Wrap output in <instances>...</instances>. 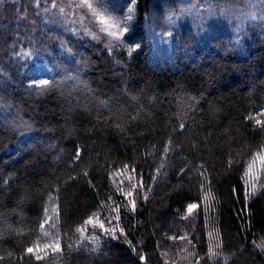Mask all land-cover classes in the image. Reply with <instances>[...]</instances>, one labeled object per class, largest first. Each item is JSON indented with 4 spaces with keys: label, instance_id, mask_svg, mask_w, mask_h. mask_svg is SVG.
Listing matches in <instances>:
<instances>
[{
    "label": "trees",
    "instance_id": "16d2710c",
    "mask_svg": "<svg viewBox=\"0 0 264 264\" xmlns=\"http://www.w3.org/2000/svg\"><path fill=\"white\" fill-rule=\"evenodd\" d=\"M181 1L209 5L204 35L183 26L171 59L154 63L146 17L177 11ZM103 5L119 17L133 9L130 35L113 52L44 31L30 0H0V264H264V163L248 169L264 146V130L248 119H264V0ZM35 43L54 54L63 45L77 78L56 75L37 94L10 56ZM17 123L40 135L18 156L9 152L21 139ZM129 174L143 182L134 210L117 191L131 190ZM191 204L198 207L189 213ZM53 214L62 251L36 261L25 249ZM93 214L123 233L88 226L84 237L100 244L82 238L76 229Z\"/></svg>",
    "mask_w": 264,
    "mask_h": 264
},
{
    "label": "rangeland",
    "instance_id": "374dc122",
    "mask_svg": "<svg viewBox=\"0 0 264 264\" xmlns=\"http://www.w3.org/2000/svg\"><path fill=\"white\" fill-rule=\"evenodd\" d=\"M12 1L19 3L23 0ZM30 1L35 4L41 15L42 22L44 23V31H55L61 36H68L66 39H70L71 37H75V40L81 38L87 41V39H90L94 44H102L103 48L107 50L111 48V52H113L115 45L118 44L117 42L125 39L126 35H130L129 33L132 30L130 28L133 20L129 23L128 32L121 36L120 41H115L106 33L100 32L97 26L99 21L93 18V14L89 9L76 7L72 0H57V3L65 7L64 13H61L57 8L51 6L52 0H40L39 4H37L36 0ZM196 1L199 2V0ZM77 2H79V0H77ZM183 2L181 1L177 11H170L167 14H163L162 17H155L152 15V19L150 20L154 22H148L146 17V40L144 47L146 51L150 53L154 63H165L171 59L174 39L180 35L178 31L183 30V26H192L198 35L197 37H202L204 35L206 25L204 16L208 15L203 10L209 7V5L201 4L199 9L195 1H191L189 4ZM259 11L260 9L258 7V9L252 12L257 17ZM148 16H150V14H148ZM164 20L168 22L167 25H165ZM252 20L258 21L257 18ZM254 29L258 30L259 26H254ZM169 32L171 36L167 35ZM55 47L57 48L56 54L46 52L43 47L35 43L12 52L10 56L23 67L24 76L30 85L33 79H47L51 81L56 75H59L61 80H64L68 76L76 79L77 76L75 72L78 73L80 68H75L77 67L75 62L68 63V54H61L64 48L63 45H55ZM28 52L32 53L30 57L27 56ZM14 53H19V55H14ZM3 111L4 108L1 106L0 115L3 114ZM16 125L13 126L17 132L20 133L21 139L17 145L9 148V152L15 153L18 156L30 150L40 140V135L26 125L20 123ZM42 140L45 139L42 138Z\"/></svg>",
    "mask_w": 264,
    "mask_h": 264
},
{
    "label": "snow or ice",
    "instance_id": "6c2138e0",
    "mask_svg": "<svg viewBox=\"0 0 264 264\" xmlns=\"http://www.w3.org/2000/svg\"><path fill=\"white\" fill-rule=\"evenodd\" d=\"M37 4H39L40 0H36ZM73 4H75L76 7L79 8H87L90 10V12L93 14V18L95 20L99 21V24L97 25L99 27L100 32L106 33L108 36L112 37L115 41H120V38L124 33H127L129 30V23L133 18V9L129 8L127 13L123 17L119 16H113L111 13H109L103 5V0H72ZM130 3L133 2V0H129ZM97 5V6H94ZM53 8H57L61 13H64L65 7H62L60 3H57V0H52ZM252 19H256L255 14H252ZM167 35L171 36V33H167ZM138 48L139 45H136ZM134 50V49H132ZM68 52H71V49H67ZM14 55H19V53H14ZM32 53L28 52L27 56H31ZM54 81H50L47 79H33L31 81V85L33 86V90L37 92V94L42 93L44 91L49 90L53 85ZM264 115V114H262ZM248 119L253 120L255 123V126L261 128V130H264V119H260L259 116L257 117H248ZM183 127V125H181ZM171 143V141H169ZM170 150V149H169ZM76 159H79V155L76 156ZM260 160L262 163H264V146H262L261 152L256 153V155L253 157L251 162L248 165L249 174H251V170L253 166L255 165L256 161ZM129 166H124V171H127ZM163 167V165H161ZM160 169H157V173H159ZM132 172H135V169H132ZM128 184L131 188L130 191H125L123 187H117V191L123 193V195L127 198H130L129 203H126L125 206H129L134 210L136 207V200L134 198L135 192L143 186V182L139 181L137 182L135 177L131 174H129L127 177ZM123 184V181L120 182ZM253 191H255V186H253ZM102 207H107V205H102ZM198 205L191 204L188 206V212L192 213L194 209H196ZM113 212L118 213L119 207L112 209ZM109 222L112 220H117L118 216L109 215L108 217ZM45 225H48V229L45 228ZM91 226L93 232L96 230H100L104 236L112 237V238H118L117 237V231L120 233H123V229H117L115 226L112 227H106L103 220L99 218L97 214H93L92 217H89L85 222L84 226L77 228L76 231L81 234L82 238H86L91 240L94 244L97 246L100 244V238L97 236H87L84 237V233L87 231V227ZM41 228V234L40 237L36 241L33 242L32 246L27 247L25 249V254L30 255L34 260L41 261L45 260L48 257L49 252L51 253H59L62 251L61 247V235L56 230L57 224H56V217L55 214L53 215H46L44 217L43 223L40 225ZM171 239L175 240L176 237H172ZM181 240L187 239V237H179ZM40 240H45L43 245L40 244ZM83 242V239L81 240V243ZM72 245H69L71 247ZM264 250V248H262ZM216 253H212L209 256V259H213L215 257ZM141 260H146V257L140 256ZM182 259H187V257H182ZM197 264H199V261H197Z\"/></svg>",
    "mask_w": 264,
    "mask_h": 264
}]
</instances>
